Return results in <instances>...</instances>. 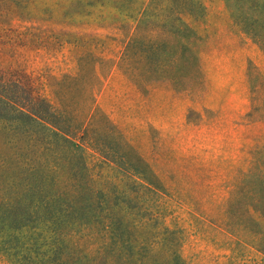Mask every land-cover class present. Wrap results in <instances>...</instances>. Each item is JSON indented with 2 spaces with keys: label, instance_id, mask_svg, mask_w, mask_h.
Listing matches in <instances>:
<instances>
[{
  "label": "rangeland",
  "instance_id": "rangeland-1",
  "mask_svg": "<svg viewBox=\"0 0 264 264\" xmlns=\"http://www.w3.org/2000/svg\"><path fill=\"white\" fill-rule=\"evenodd\" d=\"M176 2L0 0V81L16 83L26 94L57 107L55 91L62 77L77 73L81 57L89 66L93 58L101 59L98 68L105 77L96 104L123 139H115L122 157L110 159L105 150L98 156L92 145L82 142L91 174L115 182L122 192L127 188V194L141 201L131 205L134 212L153 215L179 231L183 264H264L249 234L231 233L226 226L231 192L250 198L264 181V50L232 14L233 1L231 13L226 0H200L199 9L193 0L183 15L175 9ZM246 21L248 25L252 19ZM256 25L264 27V20ZM233 39L247 45L251 57L246 77L253 119L246 120L260 123L248 131L247 151L228 150L238 145H223L214 134L185 130L182 136H169L151 126L154 113L145 116L143 110L150 91L171 81L178 92L197 97L204 58L229 47L226 43ZM128 42L130 78L120 68ZM115 75H122L127 84ZM68 84V99L76 103V83ZM198 116L189 113V119ZM95 128L107 141V125L97 121ZM128 165L137 172L127 176L121 168ZM141 183L155 188L138 186ZM0 264L11 263L0 255Z\"/></svg>",
  "mask_w": 264,
  "mask_h": 264
},
{
  "label": "trees",
  "instance_id": "trees-1",
  "mask_svg": "<svg viewBox=\"0 0 264 264\" xmlns=\"http://www.w3.org/2000/svg\"><path fill=\"white\" fill-rule=\"evenodd\" d=\"M226 1L230 12L234 2L231 13L264 50V27L256 25L264 20V0ZM189 2L179 0L175 9L183 15ZM194 5L199 9L200 0ZM247 18L252 19L248 25ZM130 44L120 63L129 78ZM100 60L93 58L89 66L81 57L77 73L62 77L57 107L16 83L0 81V137L7 138L0 140V255L11 264H183L179 231L134 212L131 205L141 201L113 181L96 179L85 162L82 142L98 156L105 150L110 159L122 157L115 140L122 137L96 104L105 77ZM70 82L80 96L76 103L68 99ZM97 121L107 125V141L96 130ZM121 170L127 176L137 172L130 165ZM227 208L228 230L248 233L264 255V181L253 197L231 192Z\"/></svg>",
  "mask_w": 264,
  "mask_h": 264
},
{
  "label": "crops",
  "instance_id": "crops-1",
  "mask_svg": "<svg viewBox=\"0 0 264 264\" xmlns=\"http://www.w3.org/2000/svg\"><path fill=\"white\" fill-rule=\"evenodd\" d=\"M228 43L229 47L204 58L203 84L197 97L178 92L173 82L165 81L150 91L149 99H144V115L154 113L149 123L161 129L162 135L182 136L185 130L199 131L205 136L210 133L221 137L219 143L223 145H238L228 150L247 151L248 131L260 125L246 120L250 110L246 70L251 57L247 45L234 39ZM115 76L127 84L122 75ZM133 92L139 97L135 89ZM191 111L199 114L197 119H189ZM203 112L211 116L205 118Z\"/></svg>",
  "mask_w": 264,
  "mask_h": 264
}]
</instances>
